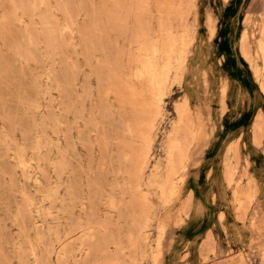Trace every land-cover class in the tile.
I'll return each instance as SVG.
<instances>
[{"label": "rangeland", "instance_id": "obj_1", "mask_svg": "<svg viewBox=\"0 0 264 264\" xmlns=\"http://www.w3.org/2000/svg\"><path fill=\"white\" fill-rule=\"evenodd\" d=\"M263 17L264 0H0V264H264ZM187 95L206 132L188 157Z\"/></svg>", "mask_w": 264, "mask_h": 264}, {"label": "bare ground", "instance_id": "obj_2", "mask_svg": "<svg viewBox=\"0 0 264 264\" xmlns=\"http://www.w3.org/2000/svg\"><path fill=\"white\" fill-rule=\"evenodd\" d=\"M221 1V0H220ZM194 5H195V3H194ZM208 9V8H207ZM221 9H222V7H221ZM205 10V9H204ZM210 11V10H209ZM215 13V12H214ZM218 13V12H217ZM230 13V12H229ZM239 13V12H238ZM235 14V13H234ZM249 14V13H248ZM204 15V14H203ZM219 15V14H218ZM263 15V14H262ZM201 16V15H200ZM199 17V16H198ZM203 17V16H202ZM221 17H223V16H221ZM248 17H249V15H248ZM252 17V16H251ZM264 18V17H263ZM262 18V19H263ZM263 21V20H262ZM230 23V22H229ZM212 24V23H211ZM210 25V24H209ZM213 25V24H212ZM244 26V25H243ZM262 26V25H261ZM205 27V26H204ZM243 28V27H242ZM230 29V28H229ZM201 30V29H200ZM204 30V29H203ZM221 30V29H220ZM207 31V30H206ZM201 33V32H200ZM205 33V32H204ZM206 34V33H205ZM213 34V33H212ZM215 35H217V34H215ZM241 35V34H240ZM243 36H242V43H243V41H245V43L247 42V43H249L248 41H247V34L246 33H243L242 34ZM200 36V35H199ZM205 36V35H204ZM220 37H221V35H220ZM217 38V37H216ZM234 38V37H233ZM193 39V38H192ZM222 39V38H221ZM193 41V40H192ZM192 41L190 42L189 41V39L187 38V39H184L183 41H182V46H181V50H179L178 52H179V54H178V56H176V58H177V60L176 59H174V61H175V63L178 61V59H179V61L181 60V58L180 57H182V55H183V53L185 52V50L191 45V43H192ZM198 41V40H197ZM219 41V40H218ZM231 41V40H230ZM220 42V41H219ZM233 42V41H232ZM206 43V42H205ZM229 43V42H228ZM215 44V43H214ZM217 44V43H216ZM229 45V44H228ZM243 45H244V43H243ZM248 45V44H247ZM219 46H220V44H219ZM198 47V46H197ZM203 47V46H202ZM217 47V46H216ZM232 47V46H231ZM242 47V46H241ZM197 49V48H196ZM202 49V48H201ZM205 47H204V51H205ZM217 49V48H216ZM199 50H200V48H199ZM241 50H242V48H241ZM223 51H226L225 49L223 50ZM201 52V51H200ZM233 52V51H232ZM236 53V52H235ZM242 53H243V56L247 59V60H249L251 63H253V61H254V59H252V54L251 53H247L245 50H244V48H243V50H242ZM260 53H261V58H262V61H263V65H261V67H259V65L257 64V63H253V67H254V70H255V73H256V75H258V76H260L261 78H262V82L260 83L261 84V86H262V88H263V90H264V43L262 42V44L260 45ZM176 54V55H177ZM180 55V56H179ZM196 55V54H195ZM199 55V54H198ZM225 55V54H224ZM231 55V54H230ZM229 56V55H228ZM239 56V55H238ZM226 57V56H225ZM237 57V56H236ZM175 58V57H174ZM229 58V57H228ZM202 59V58H201ZM204 59V58H203ZM150 60V59H149ZM229 61V60H228ZM243 62V61H242ZM245 62V61H244ZM197 63H199V62H196V61H193L192 60V62L190 63V71H189V73H192V74H195V73H197L198 72V70L200 69L199 68V66H198V64ZM189 64V63H188ZM147 66V68H149L148 66H150V63H149V65L147 64L146 65ZM152 66H150V68H151ZM155 68V67H154ZM153 67L151 68L152 70L154 69ZM175 68V67H174ZM150 70V69H149ZM249 70V69H248ZM202 71V70H201ZM146 72V71H145ZM151 70H150V76H154V74H151ZM155 72V71H154ZM171 72V71H170ZM149 73V72H148ZM156 73V72H155ZM164 70H162V71H159V75H160V77H159V79H158V82L156 83L157 84V87H162V85H164V84H166V78H167V75L166 76H164ZM255 73H254V75H255ZM252 75V74H251ZM200 76V75H199ZM165 77V79H163ZM189 77V76H188ZM151 78V77H150ZM202 78V77H201ZM253 78V77H252ZM256 78V77H255ZM168 79V78H167ZM200 80V79H199ZM214 82H215V80H214ZM252 82H254V81H252ZM164 83V84H163ZM168 83V82H167ZM259 84V85H260ZM213 86V85H212ZM260 86V87H261ZM233 87V86H232ZM163 88V87H162ZM213 88V87H212ZM257 88V87H256ZM165 89V88H164ZM159 90H161L160 88H159ZM132 91V90H131ZM255 91V90H254ZM262 91V90H261ZM155 92V91H154ZM157 92V91H156ZM130 93V92H129ZM158 93V92H157ZM157 93H156V95H157ZM214 93V92H213ZM158 94H160V93H158ZM135 95V94H134ZM164 95V94H163ZM227 95H228V90H226V89H222V102H221V105H222V110H224L223 108H224V104L225 103H227V101H226V97H227ZM131 96H133V95H131ZM202 97V96H201ZM157 98V97H156ZM159 99V98H158ZM200 102V101H199ZM220 103V102H219ZM201 104H202V102H201ZM204 105V104H203ZM182 106V107H181ZM220 106V105H219ZM187 108L189 111H191V113H193L194 114V116L193 117H195V120H194V123H193V128H192V132H190V133H192L191 135H193V137H192V141H191V145H190V147H188V149L186 150V151H188V154H187V157H188V155H189V152H190V150H191V148L193 147V145H194V143H195V141H196V139H197V136H199L200 135V133L199 132H201V135H205V130L203 129L202 131H200V130H198V128H197V111H196V109L193 107V105H192V101H191V98H190V96L189 95H187V96H185V98L179 103V105L177 106V113H178V115L179 116H181L180 114L182 113V112H180L181 110H180V108ZM160 108V107H159ZM184 108V109H185ZM186 109V110H187ZM214 109V108H213ZM183 111V110H182ZM264 111V110H263ZM185 112V111H184ZM186 113V112H185ZM184 113V114H185ZM149 115V114H148ZM142 116V115H141ZM182 116L184 117V115L182 114ZM192 116V115H191ZM183 117H182V120H180V122H182L183 121ZM203 117V116H202ZM218 117V116H217ZM264 117V116H263ZM143 118V117H142ZM147 118V117H146ZM192 118V117H191ZM256 118V117H255ZM132 119H133V117H132ZM201 119H203V118H201ZM208 119V118H207ZM218 119V118H217ZM263 119V118H262ZM134 120V119H133ZM142 120V119H141ZM152 120V119H151ZM193 120V119H192ZM264 120V119H263ZM135 121H137L136 120V118H135ZM144 121V120H143ZM148 121V120H147ZM213 121V120H212ZM141 121H139V123H140ZM153 122V121H152ZM174 122V121H173ZM202 122V121H201ZM214 122H216L215 120H214ZM213 122V123H214ZM220 122V121H219ZM203 123H205V122H203ZM142 124H145V126H146V124H148V123H142ZM209 124V123H208ZM215 124V123H214ZM213 124V125H214ZM149 125V124H148ZM200 125V124H199ZM198 125V126H199ZM211 125H212V122H211ZM251 125V124H250ZM151 126V125H150ZM192 126V125H191ZM203 126V128H204V125H202ZM217 126V125H216ZM213 127V126H212ZM215 127V126H214ZM218 128H219V126H218ZM217 128V129H218ZM230 128V127H229ZM228 129V128H227ZM176 130H177V128H176ZM191 130V129H190ZM211 130V126H210V124H209V126H207L206 127V131H210ZM249 130V129H248ZM199 131V132H198ZM215 131V130H214ZM229 131H230V129H229ZM247 131V130H246ZM211 132V131H210ZM209 132V133H210ZM216 132V131H215ZM214 132V133H215ZM232 132V131H231ZM177 133H178V130H177ZM225 133V132H224ZM216 134H218V133H216ZM233 134H235V133H233ZM262 134V133H261ZM220 136V135H219ZM208 137V136H207ZM217 137V136H216ZM233 137V136H232ZM202 138V137H201ZM219 138V137H218ZM260 138V137H259ZM206 139V138H205ZM209 139V138H208ZM224 139V138H223ZM229 139V138H228ZM227 139V140H228ZM262 139V138H261ZM177 140V139H176ZM175 140V141H176ZM217 140V138L215 139V141ZM246 140V139H245ZM260 140V139H259ZM174 141V142H175ZM215 141H214V143H215ZM226 141V140H225ZM216 142H218V141H216ZM227 142V141H226ZM230 142V141H229ZM177 143V142H176ZM179 143H180V141H179ZM150 144V143H149ZM222 144V143H221ZM249 143H247V145H248ZM172 145H173V143H172ZM215 145V144H214ZM178 146H179V144H178ZM212 146V145H211ZM221 146V145H220ZM231 146V145H230ZM235 146H237V145H235ZM235 146L233 147V154L234 155H236L235 153V151H236V149L237 148H235ZM238 146H239V144H238ZM237 146V147H238ZM172 147V146H171ZM169 148V155H170V161H168L169 163L168 164H170V165H174L175 164V160H174V158H173V155H174V153H173V148ZM173 147H174V145H173ZM176 147V146H175ZM180 147H181V144H180ZM179 147V148H180ZM208 147V146H207ZM248 147V146H247ZM178 148V147H177ZM209 148V147H208ZM212 148V147H211ZM219 148V147H218ZM149 149V148H148ZM202 149V148H201ZM205 150H206V148H204ZM146 150H147V148H146ZM179 150V149H178ZM237 150H239V149H237ZM251 150V149H250ZM220 151V150H219ZM247 152V151H246ZM199 153V152H198ZM215 153H217V152H215ZM228 153V152H227ZM229 153H230V151H229ZM248 153H249V151H248ZM219 154H221V152L220 153H218V155ZM231 154H232V152H231ZM239 154V153H238ZM204 155V154H203ZM229 155V154H228ZM250 156V155H249ZM187 157L181 162V167H180V169H182L184 166H185V161H186V159H187ZM258 157V156H257ZM192 158V157H191ZM212 158V157H211ZM220 158V157H219ZM222 158V157H221ZM232 158H233V156H232ZM199 159V158H198ZM235 159V158H234ZM220 160V159H219ZM253 160V159H252ZM254 161V160H253ZM221 162V161H220ZM242 162V161H241ZM210 163V162H209ZM208 163V164H209ZM231 163V162H230ZM237 163V162H236ZM260 163V162H259ZM191 164V163H190ZM199 164V163H198ZM232 164V163H231ZM230 164V165H231ZM234 164V163H233ZM257 164V163H256ZM200 165V164H199ZM198 165V166H199ZM218 165V164H217ZM219 165H221V163L219 164ZM219 165L218 166H216V167H219ZM226 165V164H225ZM229 165V164H228ZM235 165V164H234ZM261 165V164H260ZM205 166H206V163H205ZM208 166V165H207ZM262 166V165H261ZM203 167V166H202ZM232 167V166H231ZM241 167V166H240ZM256 167V166H255ZM187 168V167H186ZM207 168V167H206ZM213 168V167H212ZM238 168V167H237ZM180 169L178 170L179 172H181L180 171ZM196 169V168H195ZM189 170H191V169H189ZM194 170V169H193ZM216 170V169H215ZM228 170V169H227ZM230 170V169H229ZM177 171V173H179ZM187 171V170H186ZM206 171V170H205ZM219 171V170H218ZM252 171H253V169H252ZM210 172V171H209ZM221 172V171H220ZM263 172V171H262ZM175 171H173L172 172V175L174 174L175 175ZM196 173V172H195ZM198 173V172H197ZM207 173V172H206ZM234 173H236V171H234ZM187 174V173H186ZM199 174V173H198ZM209 174V173H208ZM219 174V173H218ZM218 174L216 175V176H218ZM242 174H244V173H242ZM173 175V176H174ZM227 175V174H226ZM258 175V174H257ZM195 176V175H194ZM205 176V175H204ZM207 176V175H206ZM161 177V176H160ZM203 177V176H202ZM219 177H220V175H219ZM218 177V178H219ZM224 177V176H223ZM225 177H227V179H226V181H228V182H231L232 181V178L229 176V175H227V176H225ZM256 177V176H255ZM261 177V176H260ZM172 176H171V178H167V179H170L171 180V193H170V195L169 196H172V195H174L175 193H176V184H175V182L172 180ZM188 178V177H187ZM262 178V177H261ZM195 179V178H194ZM204 179V178H203ZM202 179V180H203ZM215 181H217V183L216 184H218V182H220V181H218V180H216V178L214 179ZM235 180V179H234ZM258 180V179H257ZM261 180V179H260ZM264 180V179H263ZM212 182H213V180H211ZM179 182V181H178ZM193 182V181H192ZM205 182H206V180H205ZM249 182V181H248ZM261 182V181H260ZM259 182V183H260ZM223 183V182H222ZM192 184V183H191ZM194 184V183H193ZM229 184V183H228ZM248 184V183H247ZM184 185H187V184H184ZM219 185V184H218ZM221 185V184H220ZM251 186H252V184H250ZM198 186H199V183H198ZM260 186V185H259ZM212 187H214V186H212ZM241 187V186H240ZM240 187H239V189H240ZM185 188V187H184ZM209 188V187H208ZM225 187H223V189H224ZM187 189V188H186ZM239 189L237 188V191H239ZM244 189V188H243ZM246 189V188H245ZM225 190V189H224ZM251 190V189H250ZM260 190V192H261V188L259 189ZM181 191H183V190H181ZM244 191V190H243ZM213 192V191H212ZM232 192V191H231ZM240 192V191H239ZM264 192V191H263ZM245 193V192H244ZM182 194H183V192H182ZM185 194V193H184ZM217 194V193H216ZM218 194H219V192H218ZM223 194V193H222ZM238 194V193H237ZM221 195V194H220ZM235 195H236V193H235ZM183 196V195H182ZM222 196V195H221ZM246 196H247V199H248V201H251V199L253 198V195H252V193H251V191H250V195H249V197H250V199H249V197H248V195H247V193H246ZM259 196V195H258ZM264 196V195H263ZM234 198V197H233ZM181 199V198H180ZM194 200V199H193ZM224 200H226V199H224ZM188 201V200H187ZM199 201V200H198ZM208 201H210V200H208ZM237 201V200H236ZM179 202V201H178ZM195 202V201H194ZM211 202V201H210ZM246 202V201H245ZM200 203V202H199ZM179 204V203H178ZM181 204H182V202H181ZM177 205V204H176ZM201 205V204H200ZM243 205V204H242ZM178 206V205H177ZM181 206V205H180ZM197 206V205H196ZM244 206V205H243ZM198 207H200V206H198ZM202 207H203V205H202ZM201 207V208H202ZM210 207H212V206H210ZM230 207V206H229ZM248 207V206H247ZM206 208V207H205ZM244 207H242V209H243ZM198 209H200V208H198ZM208 209V208H207ZM241 209V210H242ZM170 210V209H169ZM174 210V209H173ZM175 210H177V208H175ZM179 210V209H178ZM194 210V209H193ZM238 210H239V208H238ZM188 211V210H187ZM202 211V210H201ZM209 211V210H208ZM199 212H200V210H199ZM243 212V211H242ZM209 213V212H208ZM203 214V213H202ZM201 214V215H202ZM237 214V213H236ZM193 215V214H192ZM213 215V214H212ZM195 216V215H194ZM209 216V215H208ZM201 217V216H200ZM205 217V216H204ZM213 217V216H212ZM192 218V217H191ZM194 218V217H193ZM192 218V219H193ZM196 218H197V215H196ZM208 218V217H207ZM211 218V217H210ZM215 218V217H214ZM244 218V217H243ZM204 219V218H203ZM217 219V218H216ZM194 220H195V218H194ZM194 220H193V222H194ZM207 220V219H206ZM208 220H209V218H208ZM232 220V219H231ZM235 220V219H234ZM238 220V219H237ZM214 221V220H213ZM217 221V220H216ZM198 223V222H197ZM200 223H201V221H200ZM210 223V222H209ZM223 223V222H222ZM235 223V222H234ZM204 224V223H203ZM200 225V224H199ZM192 226V225H191ZM237 226H240V225H237ZM193 227V226H192ZM196 227V226H195ZM215 227V226H214ZM187 228V227H186ZM189 228V227H188ZM191 228V227H190ZM205 228V227H204ZM213 228V227H212ZM235 228V227H234ZM229 229V228H228ZM236 229H238V228H236ZM159 231H160V229H158ZM242 231V230H241ZM230 234V233H229ZM233 234H235V233H233ZM237 234V233H236ZM209 236V235H208ZM239 236V235H238ZM241 237H242V235H241ZM240 240V239H239ZM237 241V240H236ZM235 241V242H236ZM157 243V242H156ZM159 243L160 242H158V245H159ZM173 246V245H172ZM159 248H160V246H158ZM202 255V254H201ZM154 260L156 259V254H154ZM210 257V256H209ZM242 257V256H241ZM156 261V260H155ZM155 263V262H154Z\"/></svg>", "mask_w": 264, "mask_h": 264}]
</instances>
